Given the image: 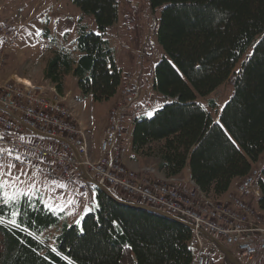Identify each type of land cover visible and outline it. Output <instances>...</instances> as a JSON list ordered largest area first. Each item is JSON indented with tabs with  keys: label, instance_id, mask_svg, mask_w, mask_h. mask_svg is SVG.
<instances>
[{
	"label": "trees",
	"instance_id": "1",
	"mask_svg": "<svg viewBox=\"0 0 264 264\" xmlns=\"http://www.w3.org/2000/svg\"><path fill=\"white\" fill-rule=\"evenodd\" d=\"M71 2L82 12L79 56L56 54L45 78L63 95L64 79L73 75L84 97L110 101L123 80L115 50L105 38L118 21V0ZM149 4L154 12L162 10L157 39L166 54L155 67L153 88L169 102L153 116L135 120L132 151L150 157L153 145L161 144L155 156L168 177L188 166L202 192L224 195L264 158V0ZM87 17L94 18L98 34L85 24ZM140 82L142 88L149 86L145 75ZM226 83L234 91L216 121L198 100ZM207 104L217 107L211 99ZM259 185L264 212V166ZM95 192L97 209L82 218L81 228L70 224L66 213L53 215L39 203L22 217L27 231L0 224V264H68L65 257L73 264H193L196 250L189 225L121 202L103 187ZM53 230L58 233L50 236Z\"/></svg>",
	"mask_w": 264,
	"mask_h": 264
},
{
	"label": "built area",
	"instance_id": "2",
	"mask_svg": "<svg viewBox=\"0 0 264 264\" xmlns=\"http://www.w3.org/2000/svg\"><path fill=\"white\" fill-rule=\"evenodd\" d=\"M18 36V26L0 17L1 60L16 46ZM140 100L138 83L123 87L122 99L109 110L96 152L89 131L55 85L27 84L15 77L0 85V149L12 150L11 157L0 154V162L35 170L51 183L63 181L78 196L93 187L113 189L127 203L186 223L193 231V264H209L218 246L227 253L234 248L249 260L264 258L261 169L253 168L233 191L221 196L202 192L193 182L199 200L195 191L131 170L125 163L126 124L140 117L136 108Z\"/></svg>",
	"mask_w": 264,
	"mask_h": 264
},
{
	"label": "rangeland",
	"instance_id": "3",
	"mask_svg": "<svg viewBox=\"0 0 264 264\" xmlns=\"http://www.w3.org/2000/svg\"><path fill=\"white\" fill-rule=\"evenodd\" d=\"M118 3V21L108 29L105 38L115 50L116 65L122 71L123 80H127L130 76L131 83L133 81V83H139L141 88L140 103H143L145 108H147V104L155 107L165 100L154 95L153 86H148L150 89L148 87L142 88L140 78L134 79V77L138 73H144L149 83L150 81L153 82L155 67L166 56L157 39L162 10L159 9L154 12L149 0H118ZM81 15V10L71 0H0V17L8 19L19 28L16 46L5 54L4 60L0 59V85L15 77L38 85H53L44 75L49 60L56 54L63 53H69L75 59L79 56L76 44L78 20ZM42 21L47 23H42ZM84 22L89 30L99 33L93 17L85 18ZM66 28L71 29V31L61 35L60 33ZM36 29H42L43 35L41 37L29 36V33H34ZM247 54L243 59L246 58ZM233 91V86L226 83L208 97L216 103L215 110L208 107V99L200 98L199 102L218 121L219 115L231 98ZM62 96H67L68 99L71 98L80 103L77 112L83 118L94 123V142L95 146L99 148L96 143L99 137L98 132L100 125L108 116L111 103L108 101L95 102L91 98L84 97L78 87V81L73 75L67 76L66 88ZM154 113L152 112L150 116H153ZM130 124L131 122L128 120L127 128ZM160 147L161 144L153 145L151 148L152 156L150 157L157 158L155 154ZM263 166L264 158L254 164L253 168L262 169ZM24 171L28 172L30 176H34L38 182L37 187L46 200L48 196H52L58 202H62L61 198L73 201V204L66 206L64 211L66 214L71 213L67 214L70 224L78 225L81 228L82 218L96 211V197L93 202L84 201L80 203V196L70 190L63 181L53 184L35 170ZM61 184L66 185V187H60ZM77 219L80 220V224L75 223ZM56 233L58 231L53 230L49 235L53 236ZM218 250L222 256L219 254L220 252L211 253L209 264H264V258L249 260L242 257L234 248L228 253L217 247Z\"/></svg>",
	"mask_w": 264,
	"mask_h": 264
},
{
	"label": "snow or ice",
	"instance_id": "4",
	"mask_svg": "<svg viewBox=\"0 0 264 264\" xmlns=\"http://www.w3.org/2000/svg\"><path fill=\"white\" fill-rule=\"evenodd\" d=\"M42 23H47L42 21ZM71 29H64L61 35H65L70 32ZM35 35V37H41L43 35L42 29H36L34 33L30 32L29 36ZM251 55V53H249ZM197 67H199L197 65ZM239 72V69L237 70ZM151 114V113H150ZM7 154L12 156V150L0 149V154ZM15 160L19 161L20 157L15 156ZM27 177V179H26ZM56 184L55 181L52 182ZM38 182L34 176H30L28 172L23 168H19L14 163L0 162V224H8L13 228H19L22 231H27L26 227H22V217L28 215V209L36 210L37 203L42 204L44 209L51 212L53 215H59L65 211L66 206L73 204L71 200H63L62 202L56 201L52 196H48L47 200L45 196L41 194L40 189L37 187ZM60 187H66L61 184ZM7 210V215L5 214ZM67 214H71L70 212ZM76 224H80V220L75 221ZM115 223V222H114ZM83 231V229H81ZM31 234V233H29ZM130 247V245H125ZM56 251L55 248L52 249ZM68 260V264H73L71 260Z\"/></svg>",
	"mask_w": 264,
	"mask_h": 264
},
{
	"label": "crops",
	"instance_id": "5",
	"mask_svg": "<svg viewBox=\"0 0 264 264\" xmlns=\"http://www.w3.org/2000/svg\"><path fill=\"white\" fill-rule=\"evenodd\" d=\"M141 75H144V73H138V75H136L134 77V79H137L136 77H139ZM71 76V75H68ZM129 77L127 78V80H122V84L118 90V93L116 94V96L114 98H112L110 101L111 103V107L110 109L118 102L122 99V90L123 87L128 85L130 82ZM66 78L64 79V87L66 88ZM131 79V77H130ZM140 81V79H139ZM134 82V81H133ZM154 83V79L153 82L150 81L149 83V87L153 86ZM139 84V83H138ZM148 87V88H149ZM150 89V88H149ZM155 94L157 97L164 99L161 95H159L155 90H154ZM67 97V96H66ZM165 100V99H164ZM67 101L70 105H72L75 109V112L77 114V117L80 121V123L82 124V126L89 131L91 137L93 138V146L94 149L97 152V148L95 146V142H94V132H95V125L93 122H91L90 120H87L86 118H83L78 112V107H79V102L74 100V99H68L67 97ZM200 101V100H198ZM169 101L165 100L162 101L160 103H158V105H156L155 107H153L151 104H147V108H145V106L143 105V103L141 104L140 102L138 103V105L136 106V108L141 112V115H145V116H150V113L155 112L156 110H158L159 108L163 107L165 104H167ZM214 120H216L214 118ZM100 125V124H99ZM98 125V126H99ZM106 127H107V117L105 118L104 122L100 125V130L98 132V141H96V143L99 146V143L101 142V140L104 138L105 135V131H106ZM133 129H134V124H130L127 128V132L125 135V149H126V159H125V163L128 166V168H130L131 170H134L136 172H140V173H146L148 175V177L154 181H158V182H164L169 184L172 187L184 190V191H195L198 195V200L200 199V195L198 193V188L195 187L193 185V181L191 179V172L189 167L187 166L181 174H179L176 177H168L166 175V173L159 167V159L155 158V157H149V156H136L134 155L133 151H132V137H133ZM240 179H235L229 189V191H233L235 189V187L237 186V184L239 183ZM94 191V192H93ZM228 191V192H229ZM94 193L93 195L91 193ZM109 192L111 194L114 195V197L122 202H126L123 198V196L121 194H119L118 192H116L113 189H109ZM96 197V192H95V188H91L88 193L84 194L83 196L79 197V202L82 203L84 201H89V202H93L94 199ZM127 203V202H126ZM206 242L209 241V239L207 237L204 238ZM218 248H220L218 246ZM222 249V248H221ZM220 252L219 250L217 251L216 249V253ZM222 256V253H219Z\"/></svg>",
	"mask_w": 264,
	"mask_h": 264
},
{
	"label": "bare ground",
	"instance_id": "6",
	"mask_svg": "<svg viewBox=\"0 0 264 264\" xmlns=\"http://www.w3.org/2000/svg\"><path fill=\"white\" fill-rule=\"evenodd\" d=\"M18 79H20V78H18ZM21 80L24 81V82H26L27 84H31V82L28 81V80H23V79H21Z\"/></svg>",
	"mask_w": 264,
	"mask_h": 264
},
{
	"label": "water",
	"instance_id": "7",
	"mask_svg": "<svg viewBox=\"0 0 264 264\" xmlns=\"http://www.w3.org/2000/svg\"><path fill=\"white\" fill-rule=\"evenodd\" d=\"M118 200V199H117ZM120 201V200H119ZM122 202V201H121Z\"/></svg>",
	"mask_w": 264,
	"mask_h": 264
}]
</instances>
